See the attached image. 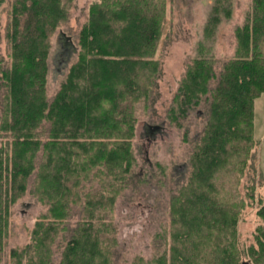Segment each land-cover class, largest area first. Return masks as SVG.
<instances>
[{
	"label": "trees",
	"instance_id": "obj_1",
	"mask_svg": "<svg viewBox=\"0 0 264 264\" xmlns=\"http://www.w3.org/2000/svg\"><path fill=\"white\" fill-rule=\"evenodd\" d=\"M73 2L13 0L11 6L7 31L11 62L6 66L0 59L4 91L0 138H6L0 147V262L11 207L27 192L34 175L31 192L49 209L36 223L32 242L12 250L16 264H53L52 244L60 223L81 201L83 177L94 171L95 176L102 172L107 184H102L98 196L85 199V214L72 229L60 264H115L118 241L109 215L122 185L133 177L135 104L141 100L147 104L162 72L155 55L167 0L93 2L79 46L70 39L71 49L79 48L77 61L49 101L50 38L69 20ZM221 19L215 5L205 32L213 33ZM236 39L235 56L223 61L219 71L216 58L204 53L206 46L200 41L199 55L179 81L170 119L178 120L200 106L205 113L191 156L193 169L172 195V229L160 234L164 253L150 260L136 257L131 264H264V193L257 200L254 240L245 244L238 225L241 211L251 204L221 195L217 182V174L227 165L244 174L257 157L254 104L264 93V0L251 1L243 24L236 27ZM251 191L249 198L254 199V186Z\"/></svg>",
	"mask_w": 264,
	"mask_h": 264
},
{
	"label": "rangeland",
	"instance_id": "obj_2",
	"mask_svg": "<svg viewBox=\"0 0 264 264\" xmlns=\"http://www.w3.org/2000/svg\"><path fill=\"white\" fill-rule=\"evenodd\" d=\"M96 1L100 0H74L69 20L58 27L50 38L46 85L49 101L53 100L66 79L69 67L77 61L79 48L71 49L70 39L79 46V33L88 20L90 5ZM251 1L167 0V15L155 55L160 61L162 72L147 100L148 105L145 100L135 104L137 121L132 149L136 161L133 164V177L122 185L115 210L109 215V220L113 223V226L109 224L110 228L114 230L112 233L118 241L115 264H131L136 257L150 260L164 253L160 234L165 229L168 232L172 229L171 198L191 176V156L200 141L205 123V113L201 106L173 121L169 117L170 107L188 64L199 55L200 41H204L206 46L204 53L216 58L217 71L222 68L223 61L235 56L236 27L243 24ZM12 3L13 0H0V59L6 66L11 62L7 31ZM215 5L219 6L222 19L214 32L207 34L205 29ZM227 11H231L230 16ZM63 32L70 37L66 38L62 35ZM3 94L4 91L0 90V113ZM254 107V138L259 143L254 146L253 151L257 157L249 161L244 174L234 170L233 164L227 165V170L217 174L221 195L241 197L251 204L241 211L238 225L241 242L245 244L254 240L252 232L259 223L256 214L257 200L260 193H264V187L261 189L260 183L261 173L264 175V93L256 98ZM155 126L162 127L153 129ZM5 143L6 138H0V147ZM253 162L256 167L250 166ZM97 175L93 171L90 177H83L84 182L79 187L81 201L73 205L69 218L60 223L59 233L52 244L53 264H60L62 251L71 238L72 229L85 214V199L91 197V194L98 196L96 192L100 191L102 184H107V177L102 172H97ZM34 177L35 175L29 181L27 192L11 207L8 236L0 264H16V257L11 255L12 250L20 251L32 242L36 223L48 213L49 206L36 193L31 192ZM253 186L256 196L250 199ZM105 219L108 223V217ZM168 242L170 245V234ZM158 245L160 248H156ZM23 258L27 263V256Z\"/></svg>",
	"mask_w": 264,
	"mask_h": 264
},
{
	"label": "flooded vegetation",
	"instance_id": "obj_3",
	"mask_svg": "<svg viewBox=\"0 0 264 264\" xmlns=\"http://www.w3.org/2000/svg\"><path fill=\"white\" fill-rule=\"evenodd\" d=\"M153 129H157V127L155 126Z\"/></svg>",
	"mask_w": 264,
	"mask_h": 264
},
{
	"label": "water",
	"instance_id": "obj_4",
	"mask_svg": "<svg viewBox=\"0 0 264 264\" xmlns=\"http://www.w3.org/2000/svg\"><path fill=\"white\" fill-rule=\"evenodd\" d=\"M157 128H160V126H156Z\"/></svg>",
	"mask_w": 264,
	"mask_h": 264
}]
</instances>
